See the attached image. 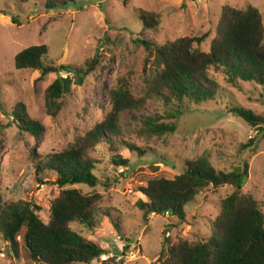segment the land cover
Segmentation results:
<instances>
[{
    "label": "rangeland",
    "instance_id": "obj_1",
    "mask_svg": "<svg viewBox=\"0 0 264 264\" xmlns=\"http://www.w3.org/2000/svg\"><path fill=\"white\" fill-rule=\"evenodd\" d=\"M75 1L66 7L45 10L42 0H0V138L4 139L0 148V195L5 201L31 200L47 208L59 196L60 189L53 184L54 173L40 172L42 180L37 176L39 161L63 150L100 123L110 110L109 91L120 81L127 82L136 97L146 95L155 67L142 40L155 47L181 37L206 34L200 47L209 51L225 5L241 9L253 5L264 18V0ZM139 10L159 13V25L146 28ZM13 17L20 24L13 22ZM40 44L49 47V60L56 65L86 68L90 59H98L95 70L84 82L73 83L56 117L46 113L45 95L58 74L37 80L39 71L20 70L15 65L20 51ZM217 80L222 92L216 100L201 104L185 101L173 134L152 138L139 133L149 115L158 113L164 117L168 108L159 100H148L137 116L124 114L122 140L146 151L140 155L125 148L129 166H114L113 151L99 148L93 153L99 161L95 174L101 183L95 189L86 185L74 187L85 193L95 190L102 194L94 227L72 224L77 232L106 248L107 253L92 264H162L168 246L178 237L197 240L212 234L221 201L232 192L230 186H209L200 191L186 206L183 223L168 213L152 214L144 222L143 212L136 205L139 199H146L140 186L156 177L173 179L183 171L187 160L206 157L223 171L247 161L250 175L244 191L255 196L264 212V133L227 109L230 101L264 117V86L240 82L233 87L220 75ZM20 104L30 117L45 126L39 140L15 123L13 113ZM252 139L255 144L244 148ZM41 216L48 221L49 212L42 211ZM117 221L121 223L122 236L115 229ZM19 249L17 257L0 234V264H40L30 259L22 240Z\"/></svg>",
    "mask_w": 264,
    "mask_h": 264
},
{
    "label": "trees",
    "instance_id": "obj_2",
    "mask_svg": "<svg viewBox=\"0 0 264 264\" xmlns=\"http://www.w3.org/2000/svg\"><path fill=\"white\" fill-rule=\"evenodd\" d=\"M20 1L28 3L31 0ZM42 1L45 10L76 2ZM139 16L146 28L159 25V13L139 10ZM12 20L20 24L17 17ZM206 37V34L181 37L155 47L150 42L141 41L153 57L155 67L148 92L144 97H136L128 83L120 81L109 91L110 110L100 123L84 135L77 136L63 150L39 161L37 176L40 172L54 173L56 179L53 184L60 189L59 196L51 200L47 208L31 200L5 201L0 195V234L17 257L20 256V240L24 242L30 259L40 264H92L107 253L106 248L72 226L77 222L94 227L95 210L102 194L95 190L85 193L74 186L86 185L95 189L101 183L95 174L99 161L93 156L99 148L114 152L111 161L116 167L130 165L129 157L123 152L125 148L140 155L146 153L135 143L125 144L122 140L124 114L131 112L137 116L143 112L148 100L161 101L168 108L164 117L158 113L149 115L143 120L139 133L152 138L163 137L176 132V119L183 114L185 101L201 104L216 100L222 92L217 76H222L233 87L240 82L264 86V18L257 7L249 5L241 9L225 5L218 34L209 51L200 47ZM48 55L46 44L33 45L15 56V65L20 70L39 71L37 80H43L51 73L58 74L45 95L46 113L56 117L73 83L84 82L95 70L98 59L94 57L87 62L86 68H79L71 64L56 65ZM227 109L234 117L241 118L251 127L260 128L264 133V117L230 101ZM13 115L20 129L30 132L36 140L40 139L45 126L30 117L24 105L17 106ZM167 118L168 121L165 120ZM3 143L1 137L0 148ZM253 144L255 139L244 148ZM249 167L245 161L242 166L223 171L217 170L206 157L192 159L186 161L183 171L173 179L156 177L140 186V192L146 199H139L136 205L143 212L144 222H148L152 214L168 213L177 217L180 223L186 221V206L204 188H232V192L221 201V212L213 221L212 234L197 240L178 237L168 246L162 264H264V212L255 196L244 191L250 175ZM42 211L49 212L48 221L42 218ZM114 226L122 236L121 223L117 221ZM162 257L163 253L160 261Z\"/></svg>",
    "mask_w": 264,
    "mask_h": 264
}]
</instances>
